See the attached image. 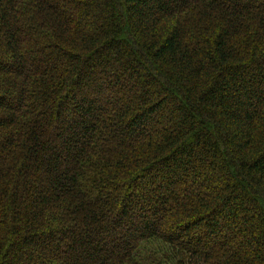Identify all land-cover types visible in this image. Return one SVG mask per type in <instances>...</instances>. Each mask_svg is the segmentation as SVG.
Wrapping results in <instances>:
<instances>
[{
	"label": "trees",
	"instance_id": "trees-1",
	"mask_svg": "<svg viewBox=\"0 0 264 264\" xmlns=\"http://www.w3.org/2000/svg\"><path fill=\"white\" fill-rule=\"evenodd\" d=\"M0 264H264V0H0Z\"/></svg>",
	"mask_w": 264,
	"mask_h": 264
}]
</instances>
